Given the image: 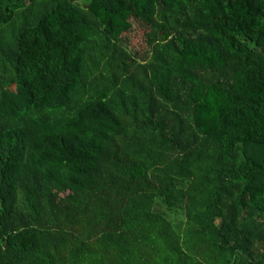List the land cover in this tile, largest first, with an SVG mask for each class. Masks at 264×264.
I'll return each mask as SVG.
<instances>
[{
    "label": "trees",
    "instance_id": "1",
    "mask_svg": "<svg viewBox=\"0 0 264 264\" xmlns=\"http://www.w3.org/2000/svg\"><path fill=\"white\" fill-rule=\"evenodd\" d=\"M0 264H264V0H0Z\"/></svg>",
    "mask_w": 264,
    "mask_h": 264
},
{
    "label": "rangeland",
    "instance_id": "2",
    "mask_svg": "<svg viewBox=\"0 0 264 264\" xmlns=\"http://www.w3.org/2000/svg\"><path fill=\"white\" fill-rule=\"evenodd\" d=\"M88 2L89 0H84ZM133 26L132 30L130 31V43L131 45L135 47H139V44L141 47L146 48L149 47L150 43L154 40V33L149 27H146L142 22L135 19L132 20Z\"/></svg>",
    "mask_w": 264,
    "mask_h": 264
}]
</instances>
